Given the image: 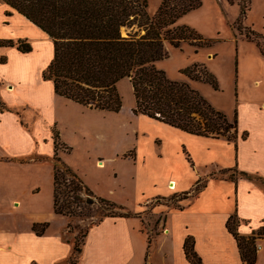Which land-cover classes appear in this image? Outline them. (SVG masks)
Masks as SVG:
<instances>
[{"label": "rangeland", "instance_id": "374dc122", "mask_svg": "<svg viewBox=\"0 0 264 264\" xmlns=\"http://www.w3.org/2000/svg\"><path fill=\"white\" fill-rule=\"evenodd\" d=\"M145 1L148 13L154 15L162 0ZM178 24L194 28L204 38L210 39L211 45L197 49L187 43H182L180 48L168 46V56L156 62L157 68L171 80L187 82L230 121L237 113L240 124L248 125L245 113L248 102L264 103V54L256 44L259 42L263 46L264 0H201L200 7L180 17ZM249 27L260 36L248 32L255 39H246L245 32ZM24 29L16 28L19 32ZM32 30L35 37L39 33L46 36L43 35L38 42V51L32 57L44 65L50 57L46 40L49 38L37 27ZM2 58L6 60V56ZM30 60L33 59L21 55L16 59V71L28 83L19 94H8L19 96L13 103H28L31 102L30 96L46 94L45 88H35L29 82L33 78L26 67ZM194 63L204 65L214 75L217 89L181 73ZM116 88L121 97L118 111L91 109L57 95L55 123L60 142L57 156L81 177L96 196L121 206L120 209L101 202L90 205L78 203L79 213L68 218L69 232L74 236L104 214H121L136 208L142 217V230L149 237L153 236L161 230L164 206L178 208V199L183 197L180 194L182 189H190L195 195L193 181L197 176L201 177L200 187L205 183V172L211 171L217 177L231 174V171L220 174V168L204 161L216 158L220 166L230 161L234 154L230 143L222 139L209 141L146 115L134 114V96L128 79L119 80ZM6 95L2 93V96ZM24 116L30 125L36 124L34 111L26 110ZM98 159L103 160L102 167L96 165ZM51 169L52 155L41 161L25 159L21 164L0 163V203L10 206L11 200L16 199L14 204L20 201L22 206L29 203L35 209L50 207L53 198ZM58 178L59 203H62L65 186L60 173ZM172 181L173 187L169 186ZM257 183L264 187V182L257 180ZM176 194H180L177 200L170 199ZM154 246V238L151 237L149 249Z\"/></svg>", "mask_w": 264, "mask_h": 264}, {"label": "crops", "instance_id": "0c3cea01", "mask_svg": "<svg viewBox=\"0 0 264 264\" xmlns=\"http://www.w3.org/2000/svg\"><path fill=\"white\" fill-rule=\"evenodd\" d=\"M7 11L11 14L6 15ZM20 27L25 28L24 31L16 30ZM33 28L35 26L0 0V39L26 38L32 46L27 53H21L16 47L0 46V59L6 56L5 62L0 61V102L4 106L0 109V163L5 165L21 164L25 159L41 161L54 154L52 128L57 130L58 96L51 82L40 77L41 70L51 59L52 44L46 39L50 47L47 62L44 65L35 62L33 53L38 51L37 44L44 34L35 37ZM18 55L33 59L26 66L33 75L29 82L35 88L46 89L44 96H30L29 104L26 101L13 103L19 96H8L24 91L28 83L16 71ZM2 93L7 95L2 96ZM247 106L245 113L249 122L241 125L239 116V136L235 143L222 137H201L209 141L222 139L234 147L230 161L220 166L216 158H210L212 161L204 160L206 164L220 169L235 167L251 177L237 174L235 180H231L205 172L204 186L196 195L180 199L178 208L164 206L161 230L150 236L155 243L151 250L149 235L141 228L138 208L130 210L127 216H106L90 225L75 264H189L183 251L187 236H192L194 250L204 264H243L236 239L226 226L228 218H235L236 231L244 236L264 224V187L257 183V180L264 182V103L250 101ZM29 109L34 111L37 120L34 125L24 116ZM244 130L248 134L242 139L240 135ZM33 148L37 151H32ZM98 162L103 163V160L98 159L96 165ZM197 180L201 177L194 179L193 186ZM189 190L182 189L180 193ZM14 201L16 199L11 200L10 206L0 203V264H69L74 234L69 232L68 217L54 211L53 198L50 207L45 209H35L29 203L22 206L20 201L14 204ZM42 223L47 226L37 234L33 224ZM256 247L254 264H264V236L256 238Z\"/></svg>", "mask_w": 264, "mask_h": 264}, {"label": "trees", "instance_id": "16d2710c", "mask_svg": "<svg viewBox=\"0 0 264 264\" xmlns=\"http://www.w3.org/2000/svg\"><path fill=\"white\" fill-rule=\"evenodd\" d=\"M2 1L50 39L52 56L42 70L41 77L51 82L55 94L91 109L118 111L121 97L116 84L126 78L134 96V114L146 115L189 134L222 137L234 143L237 141V113L230 121L187 82L169 79L156 66L158 60L168 56V46L180 48L182 43H187L195 49L210 47V39L204 38L188 25L178 24L180 17L200 7L201 0H162L154 15L148 13L145 0ZM9 14L11 13L7 11L6 15ZM122 28H125L126 35H122ZM248 32L260 36L249 27L245 32L246 39H255ZM262 39L263 46L259 42L256 44L264 54V37ZM0 46L16 47L21 53L32 50L26 38L0 39ZM0 61L5 62V59L1 58ZM181 73L191 80L203 81L214 89L218 88L216 78L202 64L194 63ZM3 107L0 102V109ZM247 134L244 130L240 137L244 139ZM52 138L55 149L52 155L54 211L69 218L79 213L78 203L82 202L85 205L101 202L121 209L120 204L96 196L81 177L57 156L56 150L60 142L54 128ZM229 171V176H221L231 180H235L237 174L251 177L235 167L222 168L219 172L224 174ZM59 173L65 186L62 203H59ZM200 182L201 180H197L195 183V195L204 186L198 187ZM191 191L180 194L183 195L182 198L194 196ZM178 195L170 199L177 200ZM130 214L127 211L121 214H104L96 222L106 216ZM234 219L233 216L228 218L227 229L236 239L243 264H254L256 238L264 236V224L250 235L244 236L236 231ZM46 226L47 223L33 224L32 228L40 234ZM68 227L70 231L69 222ZM89 227L90 225L73 237V252L69 264L76 263ZM148 242L150 243V237ZM183 251L189 264H204L194 250L192 236L185 238Z\"/></svg>", "mask_w": 264, "mask_h": 264}, {"label": "bare ground", "instance_id": "6f19581e", "mask_svg": "<svg viewBox=\"0 0 264 264\" xmlns=\"http://www.w3.org/2000/svg\"><path fill=\"white\" fill-rule=\"evenodd\" d=\"M28 22H29V21H28ZM29 23H30V22H29ZM35 28H36V27H35ZM97 166H98V167H102V166H103V163H102V162H98ZM169 186L173 187V186H174V183H173V182L170 183Z\"/></svg>", "mask_w": 264, "mask_h": 264}, {"label": "water", "instance_id": "95a60500", "mask_svg": "<svg viewBox=\"0 0 264 264\" xmlns=\"http://www.w3.org/2000/svg\"><path fill=\"white\" fill-rule=\"evenodd\" d=\"M121 33H122V35H126V30H125V28H122V29H121Z\"/></svg>", "mask_w": 264, "mask_h": 264}]
</instances>
